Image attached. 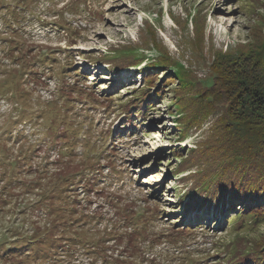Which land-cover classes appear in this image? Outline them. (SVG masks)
<instances>
[{
  "label": "rangeland",
  "instance_id": "1",
  "mask_svg": "<svg viewBox=\"0 0 264 264\" xmlns=\"http://www.w3.org/2000/svg\"><path fill=\"white\" fill-rule=\"evenodd\" d=\"M5 1L0 264H264L219 91L264 0Z\"/></svg>",
  "mask_w": 264,
  "mask_h": 264
},
{
  "label": "trees",
  "instance_id": "2",
  "mask_svg": "<svg viewBox=\"0 0 264 264\" xmlns=\"http://www.w3.org/2000/svg\"><path fill=\"white\" fill-rule=\"evenodd\" d=\"M4 1L0 0V4L7 5ZM221 69L224 84L219 91L228 93L225 123L233 135L231 146L238 155H252L248 163L259 172L256 178L264 179V49L259 48L255 56L253 50L237 59L232 58L222 64ZM243 189L245 192L258 188L249 179ZM231 196L239 197V194L232 193ZM15 247L21 245L17 243Z\"/></svg>",
  "mask_w": 264,
  "mask_h": 264
}]
</instances>
